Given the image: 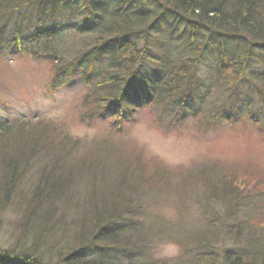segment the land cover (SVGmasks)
Listing matches in <instances>:
<instances>
[{"label": "trees", "instance_id": "16d2710c", "mask_svg": "<svg viewBox=\"0 0 264 264\" xmlns=\"http://www.w3.org/2000/svg\"><path fill=\"white\" fill-rule=\"evenodd\" d=\"M78 1L0 0V37L24 9L50 5L56 12ZM83 8L88 9L90 25L81 31L92 42L88 38L86 50L68 63L45 58L50 65L45 88L53 94L79 79L84 124L106 123L119 137L145 116L167 132L181 131L192 120H200V130H206L209 123L204 126L198 106L207 99L201 100L197 92L200 66L210 52L218 63L215 77L220 86L237 93L250 84L264 95V0H84ZM168 21L185 29L171 33ZM22 38L18 33L19 47ZM37 120V125L30 119L0 122V215L42 154L55 161L38 171L41 179L31 193L35 202L26 218L32 227L30 240L24 237L10 249L0 245V264H264V243L238 233L264 229L263 223L254 222L263 215L264 204L262 215L250 221L251 215L242 209L254 196L239 190L244 185L234 181V173L228 178L213 171L206 174L207 169L199 182L207 188L200 206L205 207L207 216L202 213V218L209 230L192 238L200 247L196 255L189 241L168 234L182 248L180 256L137 257L156 248L152 238L160 232L149 230L152 220L153 228L160 223L151 212L152 198L145 195L171 191L174 179L187 180L192 174L176 175L153 158L126 162L117 155L122 147L113 150L107 138L89 143L71 138L54 121ZM84 177L93 184L94 192L84 199L91 212L87 219L73 221L77 235L59 247L54 263L45 250L60 234L65 238L66 228L57 225L66 227L70 212L82 209L70 193L73 182L81 183ZM221 202L226 212L232 211L227 220L218 216ZM232 236L241 238L240 243L226 247ZM89 249L136 253L117 261L94 258Z\"/></svg>", "mask_w": 264, "mask_h": 264}, {"label": "rangeland", "instance_id": "374dc122", "mask_svg": "<svg viewBox=\"0 0 264 264\" xmlns=\"http://www.w3.org/2000/svg\"><path fill=\"white\" fill-rule=\"evenodd\" d=\"M83 7L84 0H79L74 6L68 3L56 12L50 5H45L24 9L13 16L9 28L0 37V122L30 119L33 121L32 125H37V119L44 118L62 125L74 139H83L89 143H103L105 138L107 141L111 140L109 147L113 150L122 147L117 155L121 154L126 162L132 159V162L137 163L141 159L148 161L153 158L164 163L176 175L190 172L192 177L187 180L179 177L174 179L171 191L166 189V192L145 195V199L152 198L151 212L157 214L153 217L160 223V227L153 228L152 220L149 230H160L163 234L156 231L158 233L153 235L152 242L158 243L154 250L147 249L144 252L146 254L138 253L137 257L143 260L147 255L167 259L180 256L182 248L171 241L172 238L165 236L168 234L181 236L184 243L189 241V248L196 255L200 247L193 239L209 230L202 218L206 214L205 207L200 206V199L207 188L199 180L206 169V174L213 171L222 177L226 174L228 178L234 173V181L239 180L244 185L239 190L254 196L241 209L251 215L248 218L250 221L258 214L260 217L262 203L264 204V95L250 84L242 85L237 93L226 86H220L215 77L218 63L211 52L200 66L201 84L197 92L201 100L207 99L198 106L204 126L209 123L206 130H200V120H192L181 131L167 132L157 128L145 116L119 137L106 123L95 122L88 125L81 122L84 88L80 86L79 79L74 80L75 84L72 86L61 87L53 94L48 93L45 87L50 77V65L45 62V58L52 57L61 63H68L76 54L86 50L90 41L88 38L91 37L81 31L90 25L86 18L88 9ZM170 22L168 21L167 27L171 33L185 29L181 23ZM18 33L23 37L22 47H19ZM195 105H198V101ZM17 145L23 146L20 143ZM45 156L47 155L42 154L34 162L19 185L17 194L6 204L0 215V245L4 249L12 248L24 237L29 240L31 238L32 227L27 225L26 218L30 205L35 202L31 193L41 179L38 171L51 168V164L55 163L48 161ZM73 185L75 190L70 193L71 197L76 196L82 209L70 212L66 227L60 228L61 225H57L60 230L66 228L62 230L65 238L60 234L53 243L55 245L52 244L50 249L45 250L51 253L54 263L58 262L56 255L59 247L65 240H72L77 235L73 221L87 219L91 212L89 208H85L84 199L94 192L93 184L84 177L81 183L76 181ZM221 205L216 207L221 213L218 216L220 220H227L225 216L232 211L226 212L223 202ZM179 216L181 217L178 218ZM254 222L264 224V212ZM233 229L238 231L236 227ZM238 233L240 237L247 234L249 238L264 243V229L260 227L257 232ZM240 241L241 238L237 240L232 236L226 247ZM88 252L94 258L104 257L117 261L136 253L128 249H89Z\"/></svg>", "mask_w": 264, "mask_h": 264}]
</instances>
